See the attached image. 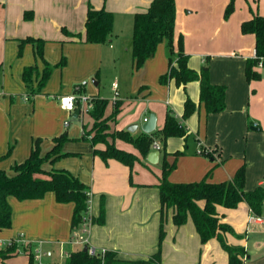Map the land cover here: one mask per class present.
<instances>
[{
	"label": "crops",
	"instance_id": "0c3cea01",
	"mask_svg": "<svg viewBox=\"0 0 264 264\" xmlns=\"http://www.w3.org/2000/svg\"><path fill=\"white\" fill-rule=\"evenodd\" d=\"M152 1L79 0L72 7V20L76 23L79 18V21L76 27H70L68 22H61L57 18L56 0H0V158L5 157L0 161V170L11 175L12 167L23 163L30 156L38 139L41 140L45 154L55 145L54 139L67 132L70 141L64 145L63 153L69 156L54 165H46V169L67 170L89 187V220L99 217L101 201L104 199L105 223L89 225L85 233L89 245L98 251L116 252L118 258L131 261H147L157 252L160 231V196L157 186L162 177V154L157 164H151L148 159H142L133 146L117 140L118 148L133 153L141 158L140 161L132 170L115 160L104 163L94 155L92 143L81 139L82 136L86 137L94 125L90 115L88 122L81 123L78 135H70L68 128L64 127L67 111L60 107L58 100L61 96L71 95L73 91L64 80L69 69L67 58L70 57L63 56L58 62L51 63L48 52L51 53L49 47L52 45L81 44L83 50L80 54L84 58L81 60L91 54L102 58L105 45L86 44L85 36L81 37V41H75L74 38L64 36L60 27L66 26L70 33H85L88 5L95 9L104 8L115 16L109 42L112 43L113 38L117 39L118 47L122 41L118 28L120 20L134 21L135 15L146 12ZM193 1L176 0L174 44L177 47L182 35L184 52L189 57L188 66L200 72V66L205 64L206 58H210L211 54L208 52L211 47L205 44V39L197 40L181 25L188 19V15L201 12V7ZM254 4L259 10L256 11L257 15L264 16V0H254ZM188 7L190 10L186 9ZM28 11L34 14V19L30 22L24 20V14ZM254 15L251 14L249 19L244 18L242 24L251 20ZM240 36L239 43L242 44L239 52H245L246 55H238L236 52L238 39L235 32L227 33L224 36L225 42L233 49V53L231 56L227 55L225 67L221 68V62L214 60V66L210 68L211 83L227 88L226 110L208 116L204 107H201L200 111L184 122L189 136L187 140L171 138L167 141L168 154L184 153L176 157L177 167L171 175V180L175 183L200 182L211 170V182L231 181L238 169L245 165V190L264 188V88L260 81L248 82L245 76V61L255 58V36H244L242 33ZM28 37L46 41L43 59L38 57L34 44H26L22 55H19L20 41ZM246 41L249 48L245 47ZM215 44L214 42L213 46ZM211 62L210 58V66ZM132 66L134 70V60ZM29 67L36 70L33 82L28 86L23 80V73ZM47 67L52 69L51 76L45 87L37 91ZM168 70V49L165 44H161L141 69L134 70L131 95L118 100L121 113L115 121L110 122L113 131H128L129 127L137 125L136 131L131 133L140 135L144 133L142 125L146 122L145 119L150 114H155L158 132L164 126L168 111L182 120L184 104L188 98L199 105L200 83L196 81L178 86L171 80L163 84L161 77ZM84 71L83 78H88L94 69L86 67ZM259 73L264 76V70ZM55 75L59 77L58 86ZM115 82L119 90L120 84ZM95 85L99 86V83L95 82ZM91 94L93 98H101L99 94ZM107 100L109 105L106 117H109L115 106L110 99ZM129 106L135 107L134 113L132 117H124L123 112ZM66 126H70V123ZM99 148L104 149V146ZM200 148L207 150L208 154L213 151L214 159L199 155ZM173 160L174 157L168 158L170 162ZM9 202L13 211V223L10 229H0V250L12 240L20 239L33 245L43 241L46 254L43 263L65 264V253L71 255L80 248L67 244L76 231L71 227L73 204L58 203L54 193H48L40 200L18 201L10 198ZM204 205V201L199 202L201 208ZM217 210L221 220L240 236L239 239L227 235L226 241L230 246L245 248L248 256L245 264L263 262L264 254L254 255L253 251L251 254L249 252L254 237L264 238V225L250 223L252 212L248 205L243 202L236 209L218 207ZM173 216L174 210L171 209L167 212L162 264H228V256L216 239L202 245L192 219L189 218L184 226L176 227ZM21 254L28 257V253L22 250L5 261L0 259V264H12ZM214 256L218 258L217 261Z\"/></svg>",
	"mask_w": 264,
	"mask_h": 264
},
{
	"label": "trees",
	"instance_id": "16d2710c",
	"mask_svg": "<svg viewBox=\"0 0 264 264\" xmlns=\"http://www.w3.org/2000/svg\"><path fill=\"white\" fill-rule=\"evenodd\" d=\"M176 7V0H153L146 12L135 15L131 48L134 70L141 69L146 61L157 52L158 47L165 44L169 55V70L161 77V82L166 84L174 80L178 86L199 82V105L188 98L184 104L182 120H179L172 111H168L164 126L158 132L142 133L135 136L129 131H118L113 135H108L109 121H115L121 113L120 102L116 103L111 115L106 117L109 100L94 97L93 109L89 112L94 120V125L86 137H81V139L92 143L94 155L104 163L107 164L109 160H115L130 170L141 158L147 159L155 143L161 145L162 177L157 186L160 196V231L157 252L147 261H131L118 258L116 252L113 251L95 250L94 254H90L79 248L71 253L65 264H162V246L166 238L167 212L171 209L174 210L173 223L176 227H182L189 218L192 219L202 245L216 239L228 256V264H245L248 260L244 247L230 246L227 243V235L239 239L240 236L235 233L230 225L221 220L217 210L218 207L236 209L240 203L245 202L254 215H264V188L257 187L253 191L245 190V165L238 169L231 181L211 182L209 178L212 170L200 182L175 183L171 180V175L177 167L176 157L184 153L168 154L166 150L167 141L171 138L187 140L189 136L184 122L200 111L201 107H204L208 116L223 113L226 110L227 94L225 86L214 85L210 81V58H206L200 72H196L188 66L189 57L184 52L182 35L178 39L177 47H175ZM233 10L234 0L229 3L227 13L230 14ZM33 19L32 11L25 12V21L30 22ZM114 21L115 16L112 12H108L104 8L95 9L88 5L84 43L106 44L112 37ZM63 31L75 41H81L80 33L71 34L65 29ZM241 31L244 35H254L256 41L255 58L249 59L246 63V80L248 82L259 81L262 76L256 72L255 67L260 62H264V16L254 15L251 20L242 24ZM26 44H34L38 57L44 58L45 40L31 37L21 40L19 55H22ZM35 70L34 67L24 70L23 80L26 85L32 84ZM51 70L50 67L45 69L37 91L45 87L51 76ZM108 137H111L113 141L119 140L133 146L141 158L118 148L115 144H110ZM69 141L68 133H63L54 139L55 145L44 154L41 140L38 139L33 145L30 156L23 163L12 167L13 173L11 175L0 170V229L12 227L13 211L9 202L10 198H15L18 201L40 200L48 193H54L58 203L74 205L71 220L73 230L79 229L84 224L85 214L89 210V187L67 170L46 169V165H54L62 158L69 156V154L63 153L64 145ZM99 146H104V149L99 148ZM203 155L214 159L212 154ZM170 157H174L172 162L168 161ZM4 158H0V161ZM201 201L205 202L203 208L199 206ZM100 206L99 217L90 220L93 225H104L105 223L104 199H102ZM24 245L22 242L12 240L10 244L0 250V259L5 261L23 250L28 253L29 264H36L34 245L31 243Z\"/></svg>",
	"mask_w": 264,
	"mask_h": 264
},
{
	"label": "rangeland",
	"instance_id": "374dc122",
	"mask_svg": "<svg viewBox=\"0 0 264 264\" xmlns=\"http://www.w3.org/2000/svg\"><path fill=\"white\" fill-rule=\"evenodd\" d=\"M78 1L79 0H56L55 6L57 11V18L61 22H68L71 25L70 27H76V23L79 21L78 17L76 23H74V21L72 20V7H75ZM231 1L232 0H194L193 3H196L201 7V9L199 10L201 12H193V14L187 16L188 19L185 22L181 23L183 29L186 28L187 31L191 32L197 40L202 39L204 41L205 39V44L208 47H211V51L208 52L211 54V67L214 66L212 64L214 60L221 62V68L225 67L227 65V55L231 56L233 53V49L231 47H228L225 42L224 36L227 33L233 34L235 32L238 39L235 47L237 49L236 52L238 55L240 53L246 55L245 52H239V46L242 44L239 43V38H241L240 35L242 33V20L244 18L249 19L251 17V14L257 15L256 11L259 10L258 7L255 6L254 0H234V10L230 14H228L227 7ZM186 9L190 10V7ZM82 26H84L83 22ZM60 28L61 33L64 36L69 37L68 34L63 31V29L67 30L68 32L71 31L66 26H61ZM118 28L120 29L119 37L122 40L121 44L117 47L116 45L118 41L115 38H113L112 43L108 41L106 44H103L105 46L103 47L102 58H99L97 54H91L90 57H85V60H81L84 59L80 54V52H82L83 50L81 44H72L68 46L52 45L51 47H49L52 50L51 53L48 52L51 63L58 62L63 56H66L65 58H67V56L70 57V60L67 58L69 69H67L66 71L64 80L66 82V85L69 83L68 87L73 90L72 93L75 92L76 87L82 86V92L85 95L91 96V93H96L99 94V97L110 99L111 101V99L114 97V92L111 89L112 84L117 81L120 84L118 99L127 98V95H131L130 85L133 81V78H135V76H133V55L131 49L133 20L125 22L123 21V19H121L120 23H118ZM71 34L75 33L72 32ZM76 34H78V32ZM242 35L244 34L242 33ZM83 36H85V33H81L82 38ZM214 42L216 43L215 46H213ZM247 42L248 41H246L245 47L249 48ZM55 43L62 44L63 42L55 41ZM110 45H113V48H110ZM252 46L253 44L251 43V47ZM246 62L247 61H245L244 65H246ZM263 64L264 62L262 61L258 64L257 67H255L256 72L259 73L260 70H264ZM86 67L90 69L92 68L94 69V71L90 75V77L83 78L85 74L84 69ZM88 71L89 70L87 69V75ZM55 79H57L56 84L58 86V75H55ZM259 81L264 88V76ZM95 82H98L99 86H96ZM134 108L135 107L133 106H129V109L123 112V116L132 117ZM66 117V122L67 124L70 123V126L67 127L66 125H64V127L68 128V131H70L69 134L72 136L78 135L82 122L85 123L90 120L89 113L82 114L80 119H74L73 114L67 112ZM110 122L111 121H109L108 123L109 125ZM109 127L110 128L107 132L108 135H113L115 132H117L115 130H112L111 125ZM108 142L110 144L116 145L117 140L113 141L111 137H108ZM72 237H74V233H72ZM250 243H252V239L250 240ZM67 244L68 246L79 248L78 245H72L71 243ZM252 251L254 255L264 254V238L262 236L253 238V245L249 249L250 254L252 253ZM214 257L217 261L218 258L216 256ZM28 260L29 258L26 255L21 254L15 259V262H13L12 264H28ZM246 264H248V262ZM259 264H264V261Z\"/></svg>",
	"mask_w": 264,
	"mask_h": 264
},
{
	"label": "built area",
	"instance_id": "2783aa9c",
	"mask_svg": "<svg viewBox=\"0 0 264 264\" xmlns=\"http://www.w3.org/2000/svg\"><path fill=\"white\" fill-rule=\"evenodd\" d=\"M261 66V65H260ZM112 91L114 92V97L111 99V103L113 106L116 105V103L118 102V84L115 82L112 84ZM59 104L60 107L67 111L70 114H74V112L78 109L81 108V115L84 113H89L92 109H93V97L91 96H87L82 92V86L76 87L75 92L71 95H67V96H61L59 99ZM65 101H67V103H65ZM145 121H147V119H145ZM66 125L67 122H66ZM153 149L157 150L160 152L161 154V145L159 143H155L153 145ZM213 153V151L211 152V154ZM199 155H203V154H208L207 150H202L201 148L198 151ZM88 196L90 198V202H89V207H90V203H91V193H88ZM89 212V210H88ZM88 212L85 214V222L84 224L75 231L74 233V237L70 238V240L68 241V243H71L72 245H78L81 249H83V247L85 245H87L89 247V253L90 254H94L95 253V249H93L88 242V238L86 236V230L89 227V225H91L89 218H87L88 216ZM252 222H257L260 223L262 225H264V215L262 216H256L252 213V217L250 218V223ZM81 231V233H80ZM18 242H22L23 244L27 245L29 243L24 242L23 240H16ZM11 241L8 243L10 244ZM44 242H36L34 244V257H35V261L36 264H44L43 263V257L46 255L44 252V248H43ZM63 245V244H61ZM65 256L68 258L70 256V254H66Z\"/></svg>",
	"mask_w": 264,
	"mask_h": 264
},
{
	"label": "water",
	"instance_id": "95a60500",
	"mask_svg": "<svg viewBox=\"0 0 264 264\" xmlns=\"http://www.w3.org/2000/svg\"><path fill=\"white\" fill-rule=\"evenodd\" d=\"M81 116V108H78L74 114H73V118L74 119H78ZM156 115L155 114H150V116L148 117L147 121L142 125V130L144 133L146 134H151L153 132L156 131ZM137 125L131 126L128 128L129 132H135L137 129ZM159 157H160V152L155 150L154 152H151L147 159L151 164H157L159 161ZM83 251L84 252H89V247L87 245H85L83 247Z\"/></svg>",
	"mask_w": 264,
	"mask_h": 264
},
{
	"label": "clouds",
	"instance_id": "9594fccd",
	"mask_svg": "<svg viewBox=\"0 0 264 264\" xmlns=\"http://www.w3.org/2000/svg\"><path fill=\"white\" fill-rule=\"evenodd\" d=\"M65 103H67V101H65Z\"/></svg>",
	"mask_w": 264,
	"mask_h": 264
}]
</instances>
